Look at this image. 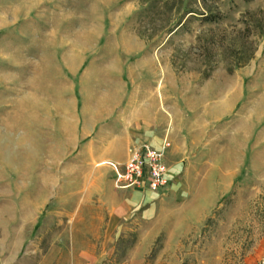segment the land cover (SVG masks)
I'll list each match as a JSON object with an SVG mask.
<instances>
[{
  "label": "rangeland",
  "instance_id": "1",
  "mask_svg": "<svg viewBox=\"0 0 264 264\" xmlns=\"http://www.w3.org/2000/svg\"><path fill=\"white\" fill-rule=\"evenodd\" d=\"M0 264H264V0H0Z\"/></svg>",
  "mask_w": 264,
  "mask_h": 264
},
{
  "label": "built area",
  "instance_id": "2",
  "mask_svg": "<svg viewBox=\"0 0 264 264\" xmlns=\"http://www.w3.org/2000/svg\"><path fill=\"white\" fill-rule=\"evenodd\" d=\"M170 146L171 142L167 137L161 139L157 146L148 141L130 144L125 161L112 164L115 170V188L148 191L166 189L171 178L165 153Z\"/></svg>",
  "mask_w": 264,
  "mask_h": 264
},
{
  "label": "crops",
  "instance_id": "3",
  "mask_svg": "<svg viewBox=\"0 0 264 264\" xmlns=\"http://www.w3.org/2000/svg\"><path fill=\"white\" fill-rule=\"evenodd\" d=\"M145 123V121L144 120H142V119H139V121H138V123H137V125H138V128H135V133H136V136H137V139H140V140H142V139H144V141H148V142H150L151 144H153V145H155V146H157V145H159V143H160V141H161V139L159 138V139H154V140H149V139H145V137H146V135L149 133V131L147 130V129H144L145 127H144V124ZM129 146V145H128ZM128 148V147H127ZM167 158H166V163L167 162H173V163H171V165L169 166L170 168H169V171H170V169H171V171H175V170H177V168H178V161H176L175 159H174V153H173V151L171 152H169L168 154H167ZM126 157H127V149H126ZM126 157H125V159H126ZM168 158H170V159H168ZM125 161V160H124ZM123 161V162H124ZM111 161H108V163H110ZM122 162V163H123ZM111 164V163H110ZM169 175H170V172H169ZM171 177V176H170Z\"/></svg>",
  "mask_w": 264,
  "mask_h": 264
}]
</instances>
